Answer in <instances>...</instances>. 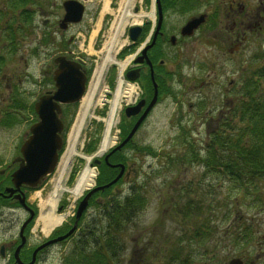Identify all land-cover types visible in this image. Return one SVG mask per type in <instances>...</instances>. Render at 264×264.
<instances>
[{"label":"rangeland","instance_id":"rangeland-1","mask_svg":"<svg viewBox=\"0 0 264 264\" xmlns=\"http://www.w3.org/2000/svg\"><path fill=\"white\" fill-rule=\"evenodd\" d=\"M64 1H46L41 8V13L36 12L33 16L30 30L32 35L20 40L17 52L5 58L7 66L4 65L0 73V114L6 111L12 116L13 121L6 126L0 125V168L5 167L19 155V147L27 137L29 127L36 122L37 116L34 111L32 112L33 103L39 96L53 89L50 77L45 76L44 73L46 59L51 54L44 56V49L49 47L44 45L45 41H42L47 37L46 33L49 32L50 26L45 28L42 21L48 17L52 24L55 23L63 14L61 5ZM78 1L85 6L84 15L80 23L71 25L64 34L65 41L70 36L74 37L72 45L65 49L73 50V56L84 60L85 70L88 73V87L94 71L101 66L105 69L93 95L80 134L76 139L72 137L79 102L75 116L67 112L68 117H63L64 123L66 119H70V123L54 174L48 176L38 189L28 194L29 201L33 202L38 210L40 202L36 199L38 192L41 201L46 200L53 192L60 195L58 205L62 203L65 206L61 212L67 216L63 220L66 221L65 223H69L73 214L72 194L67 190L73 188L78 175L86 166L85 158L100 151V142L105 131L116 81L120 74L119 64L126 60L129 61V57H134L138 50L135 48L128 51L127 55L119 56V53L131 44L128 29L135 25L143 26L146 22L150 26L154 19L153 0H148V2L146 0ZM241 2L256 11L257 2L254 0ZM10 8L14 9L15 13L16 7L10 5ZM27 8H35V5L30 3ZM172 21H174L173 18ZM230 23L229 19L226 24L228 28ZM209 31L208 29L207 32ZM247 34L243 47L234 53L228 52L230 44L225 36L220 41L217 35L212 33L207 34L206 39L200 45H196L194 50L193 43L188 44L189 48L188 46L184 48L186 51L184 56L187 59L182 66L184 82H173L176 90L175 96H167L159 101L133 139L139 147H147L153 154L136 152L133 147L122 152L125 157L133 159L137 174L131 178L132 181H124L117 188L125 195L129 191V185L136 183L141 185L140 189H146L148 194L145 198L146 206L131 222L130 231L121 237L125 250L120 256V264H127L131 258L132 261L136 258V262L140 264H157L159 259L153 257L155 256L153 250L158 252L160 247H171L175 242L178 243L181 255L187 264H227V261L236 254L250 257L257 250L260 255L263 254L264 247H257L255 239L257 237L261 239L264 233V205L260 207L250 205L242 198L241 190L233 189L223 182L221 185H214L210 191L205 189L201 192L198 186H195L191 195L205 199L206 202L210 201L213 209L211 213L206 212L203 217L210 214L209 224L211 228H216L209 238L205 237L201 242H196L192 238L197 233V225L192 221L193 218L189 220L181 213L174 214L169 209L168 203V196L172 192L178 193L177 189L183 188L182 183L189 181L194 184L202 170L201 167L190 165L188 168L187 164L186 171H183V165L175 163L173 157L170 159V166L166 163V153L175 155V153L183 152V138L179 136V133L183 129L190 141L188 147L194 144L200 149V154H203V148L208 145L219 122L231 116L232 109L229 113L228 107L233 102L234 83L238 85V82L243 80L242 75L246 68L250 69L251 66L264 62V25ZM222 53L225 55L223 56ZM109 83L113 84V88H110ZM88 87L87 90L90 89ZM13 95H15L14 100H12ZM16 99L19 100V104L21 103L20 106L15 103ZM123 101V96L117 100L119 120L124 108ZM189 105L193 108H189ZM111 136H114L113 129ZM95 139L99 142V144L97 142L96 151L87 154L86 144ZM68 149H72V153L65 171L60 174V161ZM71 174L75 178L72 183L69 180ZM57 181L60 183L58 188H55ZM224 202L227 203L230 212L222 210ZM97 209V207L89 208L83 218V226L93 218L99 219L94 214ZM236 210L240 211L237 215L241 217L253 218L255 228L252 232L253 238L238 244H234L229 236L225 238L223 234L231 227V220ZM0 211H2L0 212L2 213L0 216V245H9L12 241L17 242L19 226L26 218V213L22 208L3 207ZM102 225L95 226V228L99 229ZM63 226L57 230L62 229ZM81 232L82 230L76 234H81ZM45 235L47 234H44L39 227H35V222L30 231L25 233L30 247L42 241ZM78 241V236H75L60 245L52 246L42 256L43 260L39 264H62ZM139 252L142 253L141 259ZM147 254L150 259L146 261ZM4 262L0 259V264ZM257 264H264V256L257 261Z\"/></svg>","mask_w":264,"mask_h":264},{"label":"trees","instance_id":"trees-1","mask_svg":"<svg viewBox=\"0 0 264 264\" xmlns=\"http://www.w3.org/2000/svg\"><path fill=\"white\" fill-rule=\"evenodd\" d=\"M46 1L50 2V0H0V73L4 65L7 66L5 58L17 52L20 40L32 35L30 30L33 16L36 12L41 13ZM30 3H33L35 8H27ZM10 5L16 7L15 13ZM127 52V49H123L121 56ZM243 73H241L243 80L238 82V85L235 83L233 85V102L228 107L229 113L232 109L231 116L219 122L218 128L204 148L206 152L200 154L199 148L194 144L188 147L190 141L182 129L179 136L183 138V152L175 155L166 153L165 159L167 164L173 157L177 164L188 162L190 165L195 163L205 166L208 172L219 175L223 182H227L233 189L241 190L242 198L250 205L260 207L264 205V62L251 66L250 69L246 68ZM14 97L15 95L12 96V100ZM15 103L17 106L21 104L18 99ZM75 109L76 105L66 107L62 118L68 117L67 112L74 115ZM11 118L10 114L3 111L0 114V125H9L13 121ZM69 123L70 119H66L65 132ZM120 130L124 133L125 126L120 125ZM97 142L98 139H95L87 143L86 153L92 152ZM140 150L152 153L147 147ZM113 159L122 160L123 155L117 151ZM113 173L108 166L103 165L97 177L98 184L109 181ZM73 176L72 174L70 181L73 180ZM140 187L141 185L133 183L127 195L114 197L113 201H107L99 207L100 220L106 226L99 229L90 225L84 227L80 241L75 243L74 249L64 258L62 264H120V256L125 250L121 237L130 231V222L135 220L146 204L148 192ZM177 191L178 193L172 192L168 196L169 209L174 214L181 213L189 220L193 218L192 221L197 225V233L192 238L196 239V242L201 241L203 237L209 238L216 228H211L209 224L210 215L207 217L203 215L206 212L211 213V204L199 197H193L185 188ZM94 204L98 205L97 202ZM223 206L222 210L230 212L226 202ZM202 228L205 230L203 237L199 231ZM66 229L67 226L62 228L63 231ZM254 229L253 224L244 225L236 220L229 238L234 244H238L248 239L250 235L252 238ZM88 236L95 238L93 243H91L93 240H88ZM153 252L155 258L159 259L158 264H187L177 242L171 247H160L158 252L156 250Z\"/></svg>","mask_w":264,"mask_h":264},{"label":"flooded vegetation","instance_id":"flooded-vegetation-1","mask_svg":"<svg viewBox=\"0 0 264 264\" xmlns=\"http://www.w3.org/2000/svg\"><path fill=\"white\" fill-rule=\"evenodd\" d=\"M241 1L245 0H155L154 19L152 24L148 26V23L146 22L142 26V30L136 41L131 43L129 46V50L138 48L134 57L135 62L132 61L129 65V68L127 69L128 75L135 77L140 90L139 97L135 101L134 105H136L140 100L145 101L144 105L141 107L139 113L136 116L126 117L129 124V129H131L136 120L141 116L147 104L154 97L155 93L156 103L154 106H156L164 97L175 96L176 90L174 88L173 82L177 81L183 83L185 80L182 66L185 64L187 59L184 56L186 53L184 48L188 46V44L193 43L192 48L194 50L196 45H200L201 42L206 39L207 34L212 33L213 35H217V38H219L220 41L222 40V37L225 36L226 41H229L230 44V47H228V52L234 53L240 51V49L243 47L244 42L247 40V32H253V30L259 29L264 25V0H254L257 2L256 11H254L253 8L247 7ZM61 7L63 14L55 21V23L52 24L48 17L42 21V24L45 25V28L50 26L49 32L46 33L47 37L43 38L42 41H45L44 45L49 47L44 49V56H47L49 53L51 54L49 58L46 59L47 64L44 67V73L45 76L50 77L53 89V72L57 67V65L54 64V59L57 56L64 57L70 63H78L80 68L86 71L84 60L73 56V50L68 48L65 49L66 47L71 46L74 42V37L72 36H70L67 41L64 39V34H66L68 28L71 25H74V23L63 22L65 10L63 5H61ZM202 15L204 16L203 21L199 22L195 28L189 30L186 27L189 22L198 19ZM172 18L174 21H172ZM229 19L231 23L230 27L228 28L226 24ZM183 29L185 30V33H183ZM208 29L210 30L209 32H207ZM46 41L49 42L46 43ZM144 50L146 51L145 54L143 53ZM222 55L224 56L225 54L222 53ZM52 90H48L47 92H51ZM189 108H193V106L189 105ZM147 118L144 120L141 126L145 123ZM130 143L132 146H136L134 141H131ZM110 155L112 156V154ZM110 155L108 158H110ZM19 164L20 160L14 164H7L4 167L2 176H4L5 179L0 178V208H22L26 213L27 218L29 216V211L24 209L13 200L14 194L21 192L27 199L30 208L35 211V207H33L34 205L31 201H29L28 194L31 193V190H29L27 186L22 185L21 188L15 191L10 197L4 196L5 187L11 185L8 176L19 166ZM104 164L113 169L116 172L115 175L121 170V168L111 166L114 164H119L118 162H109L107 164L105 158L102 157L98 166L101 167ZM124 165L125 168L121 176V180L126 182L131 180V178L135 176L137 172L134 163H132L130 160L127 159L124 162ZM97 186H100V184H97L96 187ZM118 192L119 189L116 187V184L108 190H98L94 192L89 198V201L94 200L93 203L97 202L98 205L93 204L92 202L90 205L88 204L86 210L83 212L80 218L81 225L79 231L83 227V218L87 214L89 208L91 209L92 207H97L98 209L94 211V214L96 216H100L99 207H101L107 201H113V198L117 197ZM1 214L2 213H0V216ZM24 220L22 222H24ZM72 222H74V220ZM101 223L102 222L100 219H91L85 226L90 225L94 227L100 225ZM27 226L24 229V234L28 232ZM57 236L58 235H51L47 238H44L34 247H30L28 245L27 237L25 236V242L19 251V257L21 259L20 264H29L34 256L33 251H35V249L40 244ZM19 237L20 236L18 232L17 242L12 241L9 245H0V259L5 261L4 264H18L14 257V251L20 243ZM78 239H81V235L78 236ZM64 242L65 240L61 242H55L39 250L35 254V260L32 264H39L42 262V256L49 248L57 244L60 245ZM140 253L141 252H139V257L141 259L142 253Z\"/></svg>","mask_w":264,"mask_h":264},{"label":"water","instance_id":"water-1","mask_svg":"<svg viewBox=\"0 0 264 264\" xmlns=\"http://www.w3.org/2000/svg\"><path fill=\"white\" fill-rule=\"evenodd\" d=\"M63 5L66 11L63 22H79L81 20L83 13L82 4L76 1L69 0L64 2ZM203 19L204 16L202 15L198 19L189 22L186 27L189 30H192L199 24V22H202ZM140 31L141 28L139 26L130 27L128 31L130 39L132 41H135L140 34ZM183 33H185L184 29ZM145 52L146 51L144 50L143 53L145 54ZM60 61L61 62L59 64V67L54 71L53 76L56 91L53 94L42 95L34 104V110L38 116V121L31 125V127L29 128L30 133L20 147L21 163L19 164V167L12 173V182L14 183L16 189L7 188L6 191L8 192V195H12L21 184H27L30 187H36L46 175L53 172L54 168L57 165L59 158L58 152L63 145V140L60 134L64 128V125L60 120L61 107L59 103L77 102L84 92L86 82V76L84 73L80 72L78 65L76 66L73 63L66 62L62 58H60ZM127 77L131 80L135 79V77L129 75ZM155 102L156 94L148 104L145 111L133 125L127 137L118 146H116L113 151L120 149L132 138L137 128L146 117L147 113L152 108ZM143 103L144 101H141L135 107L126 108L127 115H136ZM94 163H99V159H95ZM123 168L124 166L121 165V172L112 181L103 186L93 188L83 197L78 205L75 222L73 223L72 227L65 234L53 240H49L39 246L34 251V256L29 264L33 263V261L35 260V254L42 247L57 241L64 240L71 234H73V232L77 228V221L87 206L89 196L98 189L103 190L114 184L120 178ZM14 197L24 205L23 198H21L19 195H15ZM32 217L33 214L31 213V216L30 218H28L26 223L29 222ZM24 241L25 239L24 237H22V244L24 243ZM21 245L15 252L16 260L19 263L20 260L18 257V252ZM228 264H242V261L239 258H233L229 261Z\"/></svg>","mask_w":264,"mask_h":264},{"label":"bare ground","instance_id":"bare-ground-1","mask_svg":"<svg viewBox=\"0 0 264 264\" xmlns=\"http://www.w3.org/2000/svg\"><path fill=\"white\" fill-rule=\"evenodd\" d=\"M125 64L126 62L121 64L122 69L125 66ZM104 69L105 68L101 66L94 71L89 86L90 89L87 91L86 95L82 97L80 101L78 116L73 126L72 137L74 139L77 138L83 127L84 120L87 115V111L90 107L95 90L102 79ZM132 90L133 87H129L126 90H124L122 88L121 81L118 82L108 112L107 127L101 141L99 153H103L106 149H108L111 145H113L115 138L111 137L110 130L112 131L113 127L117 124L116 121V112H117V104H118L117 100L121 95L124 96L126 99H129ZM71 153H72V149H68V151L62 156L60 161L61 164L60 174H62L65 171ZM85 161H86V166L82 169V171L78 175L75 184L71 189V194L75 199H77L81 195L82 191H84L86 188L90 187L93 184L94 177L96 176L95 169L91 168L89 165L90 157H86ZM57 202H58V194L56 192H53V194H51L46 200L40 201L39 203L40 212L36 220L35 227H40L41 231L44 234L49 233L54 227L58 226L64 220L65 214L56 213Z\"/></svg>","mask_w":264,"mask_h":264}]
</instances>
